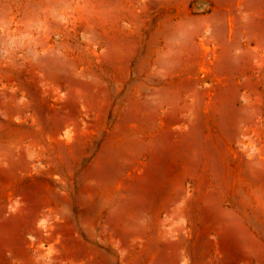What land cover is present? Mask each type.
I'll use <instances>...</instances> for the list:
<instances>
[{
	"label": "rangeland",
	"instance_id": "1",
	"mask_svg": "<svg viewBox=\"0 0 264 264\" xmlns=\"http://www.w3.org/2000/svg\"><path fill=\"white\" fill-rule=\"evenodd\" d=\"M0 264H264V0H0Z\"/></svg>",
	"mask_w": 264,
	"mask_h": 264
}]
</instances>
